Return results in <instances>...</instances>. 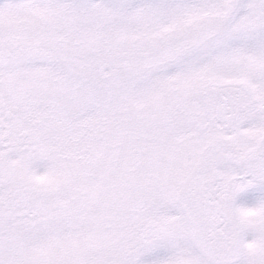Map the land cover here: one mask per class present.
<instances>
[{
  "label": "snow or ice",
  "instance_id": "6c2138e0",
  "mask_svg": "<svg viewBox=\"0 0 264 264\" xmlns=\"http://www.w3.org/2000/svg\"><path fill=\"white\" fill-rule=\"evenodd\" d=\"M264 0H0V264H264Z\"/></svg>",
  "mask_w": 264,
  "mask_h": 264
},
{
  "label": "rangeland",
  "instance_id": "374dc122",
  "mask_svg": "<svg viewBox=\"0 0 264 264\" xmlns=\"http://www.w3.org/2000/svg\"><path fill=\"white\" fill-rule=\"evenodd\" d=\"M261 198H264V187L256 186L238 195L237 203L251 206Z\"/></svg>",
  "mask_w": 264,
  "mask_h": 264
}]
</instances>
